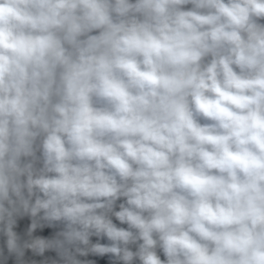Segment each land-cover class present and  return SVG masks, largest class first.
I'll use <instances>...</instances> for the list:
<instances>
[{"label":"clouds","instance_id":"obj_1","mask_svg":"<svg viewBox=\"0 0 264 264\" xmlns=\"http://www.w3.org/2000/svg\"><path fill=\"white\" fill-rule=\"evenodd\" d=\"M0 264H264V0H0Z\"/></svg>","mask_w":264,"mask_h":264}]
</instances>
